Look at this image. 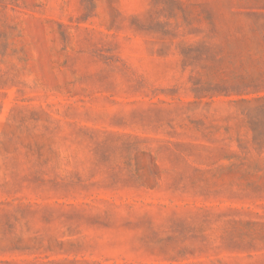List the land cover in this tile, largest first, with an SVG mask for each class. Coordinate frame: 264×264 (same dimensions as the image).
Returning a JSON list of instances; mask_svg holds the SVG:
<instances>
[{
    "label": "rangeland",
    "instance_id": "obj_1",
    "mask_svg": "<svg viewBox=\"0 0 264 264\" xmlns=\"http://www.w3.org/2000/svg\"><path fill=\"white\" fill-rule=\"evenodd\" d=\"M264 264V0H0V264Z\"/></svg>",
    "mask_w": 264,
    "mask_h": 264
},
{
    "label": "trees",
    "instance_id": "obj_2",
    "mask_svg": "<svg viewBox=\"0 0 264 264\" xmlns=\"http://www.w3.org/2000/svg\"><path fill=\"white\" fill-rule=\"evenodd\" d=\"M50 264V263H49Z\"/></svg>",
    "mask_w": 264,
    "mask_h": 264
}]
</instances>
